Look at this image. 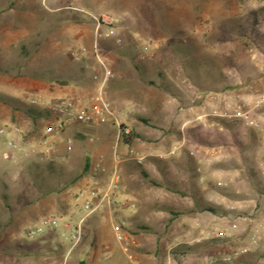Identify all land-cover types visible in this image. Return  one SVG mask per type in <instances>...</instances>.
Returning <instances> with one entry per match:
<instances>
[{
	"label": "rangeland",
	"instance_id": "1",
	"mask_svg": "<svg viewBox=\"0 0 264 264\" xmlns=\"http://www.w3.org/2000/svg\"><path fill=\"white\" fill-rule=\"evenodd\" d=\"M262 10L264 0H0L1 94L25 105L65 97L87 106L95 62L73 61L69 53L90 48L94 18H105L98 43L115 42L102 45L113 74L106 98L133 132L116 143L109 123L73 125L43 140L49 121L33 128L0 103V127L30 135L27 156L0 159V264H99L88 254L117 245L113 225L140 244L132 253L154 256L150 264H223L242 248L247 253L228 264H264V105H256L264 96ZM251 12L259 13L254 39L245 24ZM33 43L34 55L20 52ZM114 48L128 50L141 71L110 55ZM185 53L206 75L184 66ZM225 84L234 89L218 93ZM243 112L260 126L243 123ZM98 148L106 164L95 160ZM130 151L143 161L130 159ZM87 159V172L73 182ZM33 163L50 165L45 184L53 193L25 190ZM115 165L119 204L89 217L76 247L70 250L61 227L50 239L26 236L43 217L75 220L82 192L103 187ZM195 197L217 214L196 212ZM207 232L224 237L206 239ZM186 246L195 251L182 254Z\"/></svg>",
	"mask_w": 264,
	"mask_h": 264
},
{
	"label": "built area",
	"instance_id": "2",
	"mask_svg": "<svg viewBox=\"0 0 264 264\" xmlns=\"http://www.w3.org/2000/svg\"><path fill=\"white\" fill-rule=\"evenodd\" d=\"M105 18L97 20L95 33L92 40L91 47L80 46L78 49L69 53L71 60L76 62L84 61L88 56L94 60L95 65L92 67L93 73L91 76L94 84V94L90 99L87 106H82L70 98H58L55 100L42 102L39 99L30 98L26 99L31 105L40 107L53 115L52 125L47 130L48 134L52 131H63L64 129L73 125H102L109 123L115 129V142H122L123 138L130 135V128L124 126L120 120L118 110L106 98V88L111 78L113 77L110 67L106 64L98 51V37L100 36V24L107 23ZM109 22V21H108ZM106 36V35H105ZM146 49V48H145ZM144 49V50H145ZM143 59V58H142ZM257 106L264 105V96L258 98ZM237 117L246 125L254 128L260 126L255 122L247 112L237 114ZM22 130L16 126L0 127V159L4 161L15 162L17 158L27 156L28 149L22 143ZM71 142L68 141L67 144ZM46 145V142H43ZM116 148V146H115ZM47 150V147L45 146ZM70 149V147H68ZM49 151H44L42 156L46 157ZM130 159L141 163L144 159L143 156L134 154L132 151L129 153ZM120 192V176L117 166L112 169L106 184L101 188H91L82 192L81 196H85L79 212L76 214L75 220L65 219L59 221L52 217H43L35 226L28 230L26 236L29 239H34L38 236L52 234L61 227L71 241L70 250L76 247L83 235L84 223L95 212L104 207L111 205H118V195ZM112 230L115 240L121 246V249L130 256L129 251L134 246L132 237L124 232L120 226L113 225ZM214 237L216 239L223 238L222 233L207 232L206 239ZM255 241V240H254ZM247 253L246 248L234 250L226 254L221 259L223 264H228L232 260Z\"/></svg>",
	"mask_w": 264,
	"mask_h": 264
},
{
	"label": "trees",
	"instance_id": "3",
	"mask_svg": "<svg viewBox=\"0 0 264 264\" xmlns=\"http://www.w3.org/2000/svg\"><path fill=\"white\" fill-rule=\"evenodd\" d=\"M264 10H262L261 12H263ZM258 12H251L248 16V18L245 21V24L249 25L248 28H246L247 30L249 29V31L251 32L252 35V39H254L253 37H257L258 35ZM103 25V24H101ZM245 29V30H246ZM248 32V31H247ZM105 42H109L111 44H115L113 39L110 38H105L103 39L101 42L98 43V51L100 53V55L102 56V58H106V55L104 54L105 52H103V48L102 45ZM38 43H33L31 44V46H25L22 45L20 46V52L24 55H34L37 51H38ZM110 55H118V56H124L127 60L128 63L137 71H141L142 67L139 66L134 58L131 56L130 52H128V50H116L115 48L112 49V52L109 53ZM191 53L187 54H183V59H187L184 62V66H187L188 68H190L191 64H193V67L196 68V77H202L206 74H204V72H201V69L203 68L201 65L196 64V61L192 58H190ZM107 58H110L109 56ZM106 58V59H107ZM105 59V60H106ZM106 63H108L106 61ZM186 64V65H185ZM202 67V68H201ZM206 69H208V67H205ZM0 70H2L1 66H0ZM38 77V76H36ZM217 80L221 83H223L224 81H222L221 78V74L218 73V78ZM142 82H146V80L141 79ZM112 83L111 81L109 82V84ZM226 86H222V88L220 90H217L218 93L220 92H224L225 90H232L234 89L230 84H225ZM107 89V88H106ZM218 89V88H216ZM0 103L6 104L11 106L12 110H14L15 112H17L18 114H22L26 119H28L32 125L33 128H38L40 127L44 122L49 121L50 124L48 127H43L42 129V134H43V140L47 139L48 137L52 136L53 134L57 133V131H52L50 134H48L47 130L49 129V127L52 125V121H53V115L50 114L49 112H47L46 110L37 107V106H32V105H25L23 104V102L20 99H16V98H11L5 94H1L0 93ZM51 119V120H50ZM13 126V125H12ZM126 126V125H124ZM127 127V126H126ZM131 133L129 136L123 138L122 141H124V143H127L128 140H130V138L133 136V132L130 129ZM62 132V131H60ZM22 134V143L26 144L28 143L29 140V136H26L25 134ZM234 135L236 136V133H234ZM89 168V161L88 159L85 162V165L83 167V170L81 172V174L78 176L79 178H75V180H73V182L77 181L80 179V177H82L88 170ZM30 175H31V182L29 184H27L25 190H28V186H32V188H34L37 192H39L42 195H48L50 193H53L54 191L52 189H50V187L45 184V180L49 179L47 178L46 174L48 173L47 171L50 170V165L48 164L47 167L46 166H41L37 163H33L30 166ZM45 174V175H44ZM142 174L144 177H146L147 175L142 171ZM195 210L196 212H210V213H214L217 214V211L214 210L213 208H209L208 206H204L203 204H201L197 198L195 197ZM168 212H171V210L169 209ZM122 227V226H121ZM124 229V228H123ZM139 229H144L142 227H140ZM125 230V229H124ZM50 239L52 237V234H47V236L45 238ZM218 240H213V242L211 241V243H209L208 246H211L212 243H217ZM208 243V242H207ZM206 244V242H205ZM198 246V245H196ZM189 247L186 246L184 250H181L182 254H189V253H193L195 251V247ZM207 246V245H205ZM207 246V247H208ZM209 248V247H208Z\"/></svg>",
	"mask_w": 264,
	"mask_h": 264
},
{
	"label": "crops",
	"instance_id": "4",
	"mask_svg": "<svg viewBox=\"0 0 264 264\" xmlns=\"http://www.w3.org/2000/svg\"><path fill=\"white\" fill-rule=\"evenodd\" d=\"M90 102H88L89 105ZM112 128V127H111ZM101 149L98 148L96 149L95 152V160L104 159V156L102 155V153H100ZM105 160V159H104ZM105 164L107 163V160L104 161ZM89 220H87L84 223V226L87 224ZM134 241V245L138 246L140 245L135 239H133ZM116 246L114 245H103L102 250L99 252V255H96L95 252L91 251V253H89V258L92 260H96V257L98 259V263L99 264H150V261L152 259V257L154 256H148L147 259H145L146 255H140L137 253H132L133 250L136 249L135 246H133L131 248V250L129 251V253L131 252L130 256H128V254H126L122 249L121 246L119 245L118 242H116ZM134 248V249H133ZM87 255V256H88ZM156 259V257L154 258Z\"/></svg>",
	"mask_w": 264,
	"mask_h": 264
}]
</instances>
